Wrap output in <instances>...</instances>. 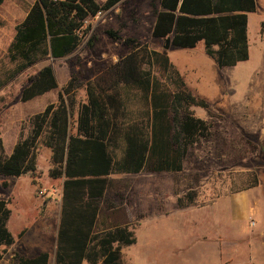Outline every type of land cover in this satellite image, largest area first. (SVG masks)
Returning <instances> with one entry per match:
<instances>
[{"label":"trees","instance_id":"obj_1","mask_svg":"<svg viewBox=\"0 0 264 264\" xmlns=\"http://www.w3.org/2000/svg\"><path fill=\"white\" fill-rule=\"evenodd\" d=\"M5 0H0L2 4ZM121 0H36L9 48L17 66L14 76L39 60L61 58L74 52L90 28L87 21ZM153 35L172 38V44L195 48L203 41L208 55L218 66L233 67L250 58L248 13L257 10L256 0H161ZM264 33V22L261 25ZM115 39L119 34L106 31ZM127 42L135 48L106 73L86 84L88 101L79 105L77 130H72L76 91L84 86L73 75L63 87L58 102L30 118V130L6 154L0 139V175L36 177L38 149L53 151L50 176L63 179L61 217L54 264H125L124 249L138 241L137 227L119 225L95 231L101 204L113 173L181 171L190 146L209 137L211 123L190 110L208 109L210 102L193 93L166 50H149L137 39ZM218 46V48H216ZM149 65V69L144 67ZM156 66L159 75L153 74ZM133 86L149 101L143 117L131 120L120 87ZM3 86L0 80V89ZM59 87L53 65L44 66L22 92L29 101ZM191 198V193L187 194ZM51 198L44 197L40 213L46 215ZM188 202L179 199V205ZM12 210L0 199V263L16 238L9 229ZM53 254L34 256L15 253L9 264H52Z\"/></svg>","mask_w":264,"mask_h":264},{"label":"rangeland","instance_id":"obj_2","mask_svg":"<svg viewBox=\"0 0 264 264\" xmlns=\"http://www.w3.org/2000/svg\"><path fill=\"white\" fill-rule=\"evenodd\" d=\"M35 1L5 0L0 4V80L3 83L0 89V139L3 140L6 154L12 152L23 134H28L31 116L45 109L49 103L57 102L62 88L73 75L84 83L76 93L77 103L85 102L86 84L106 73L135 48L134 43L126 41L127 38L137 35L139 44H147L149 50H166L169 57H181L184 73L181 74L185 81H189V88L196 95L206 98L212 106L213 115L206 108L190 107L195 115L211 123L210 136L190 146L181 171L116 173V188L108 190L100 212L103 216L129 210L133 219L131 225L137 227L138 241L124 250L125 264H199L204 246L200 237L205 230L203 226L190 224L197 214L194 212H206L207 205L219 197L264 199V33L261 31L264 0H257L258 10L249 19L250 58L234 67H219L206 53L204 42L193 49L177 47L172 43L169 49H165L167 39L152 36L151 20L154 10L157 13L161 8L160 0H128L91 16L87 21L90 28L88 35L70 55L41 59L14 76L17 63L11 61L9 48L17 26L25 19ZM97 1L103 4L106 0ZM108 29L117 30L121 38L112 37L106 32ZM49 64L55 68L59 87L24 102V88ZM191 66L196 70L192 71ZM200 66L216 73L222 82L218 88L196 82L194 76ZM144 67L149 69L148 64ZM153 74H160L156 66ZM120 90L131 112L130 119L143 117L149 101L133 86L122 85ZM77 112L78 105L72 118L74 130ZM44 150L38 157L39 174L36 178L0 175V199L12 202L19 195V188L23 195L27 194L26 198L28 195L38 198L34 199V202L37 201L34 204L36 209L30 203L24 220L15 216L9 221L16 242L6 249L4 261L0 264L11 261L14 252L33 255L41 245L54 253L55 236L52 237L49 231L43 237L40 232L44 225L55 230L60 223L64 180L50 176L51 157L49 151ZM146 183L155 187L144 188ZM55 189L58 191L55 192ZM188 193H191V198ZM44 197L53 199L49 211L55 215L53 220H46V215L40 213ZM180 198L186 202L191 199L197 209L178 211L183 208L179 205ZM211 208L214 209L213 206ZM241 213L242 220L237 217L236 230H241L243 220H250L245 208ZM186 224L187 227H184ZM186 241L190 245L184 247ZM4 250V246L0 247V252Z\"/></svg>","mask_w":264,"mask_h":264},{"label":"crops","instance_id":"obj_3","mask_svg":"<svg viewBox=\"0 0 264 264\" xmlns=\"http://www.w3.org/2000/svg\"><path fill=\"white\" fill-rule=\"evenodd\" d=\"M122 1H128V0H121L120 2H122ZM256 2H257V0H256ZM119 3H117L115 6H117ZM160 5H161V0H160ZM114 7H112V8H114ZM160 7L161 8L157 11V13H156V10H154V15H153V18L151 20L153 22L152 36L154 38H156L153 35V31H154V28L156 25L157 15H158L159 11L163 10L162 5ZM257 10H258V3H257ZM257 10L255 12H257ZM149 12H150V9H149ZM255 12H249L248 13V26H249L250 16L252 13H255ZM152 22H151V24H152ZM114 31H116L118 33L117 30H114ZM125 34L129 35L128 32H126ZM248 36H249V34H248ZM129 38L137 39L139 42V38L137 35H135V37H129ZM170 39H171V43H172V38L170 37ZM201 42H203V41H201ZM186 49H193V48H186ZM205 51H206V49H205ZM170 58H171L172 62L178 67L180 72L182 74H184L183 70H182V68H183L182 67V60L183 59L181 57H177L176 55L173 56V58L172 57H170ZM211 58L214 59L213 57H211ZM194 62H196V61H194ZM206 62H207V60H206ZM191 67H192V71L196 70V68H194V66H191ZM194 77H195L196 82H201V84H203V85L212 84L214 87L218 88L220 86V84L222 83L218 79V77L214 71L209 72V71H207L206 68H203L201 66L198 68L197 73L195 74ZM186 82H187V84L189 83V81H186ZM80 88H82V87H80ZM85 89L87 92L86 86H85ZM62 91H63V88H62ZM77 91H76V93H77ZM45 94H43V95H45ZM43 95H40V96H43ZM37 97H39V96H37ZM37 97H35V98H37ZM35 98H33V99H35ZM75 98H76V95H75ZM33 99H31V100H33ZM87 101H88V92H87V100L85 102H87ZM24 102H27V101H24ZM76 102H77V99H76ZM85 102H82V103H85ZM80 104L81 103L76 104V106L78 105V111H79V105ZM74 111H75V109H74ZM74 111H73V115H74ZM73 115H72V118H73ZM72 118H71V120H72ZM77 119H78V112H77ZM72 130L74 132L77 130V120H76L75 130L73 129V127H72ZM44 149H47L49 151V154L51 157V163H52L53 151L50 147L41 145L38 149V157L42 155L41 152L45 151ZM52 166H53V163H52ZM52 166H51V168H52ZM49 174H50V170H49ZM122 174H138V173H122ZM36 177H31V178L33 179ZM115 177H116V173H113L110 175V178L113 181L110 184L109 189L116 188V185H115L116 181H114L116 179ZM118 186L121 187V185H119V184H118ZM154 187H155L154 184H147V183L144 184V188H149V189L152 188L153 189ZM19 191H20L19 195L18 196L16 195L12 199V202L9 201V207L12 210L11 218L9 221H11V219H13V217H15V216L19 219L24 220L23 218L25 217L26 213L28 212V206L30 205V203H33V206H34L33 209H36L35 205H36L37 201L35 200V202H34V199H38V198H36V197L32 198V196H30V195H28L26 198L27 194L23 195L21 192V188H19ZM221 198L222 197H219L218 199H216L215 201L210 203L211 205L208 204L207 205L208 208H206V210H207L206 212H203V213L199 212L198 213L199 210L194 212V213H197L196 215L193 216V217H195V219H191L190 224H194V226H199V225L203 226L204 230H205L203 232L202 236L200 237V239H202V244L204 246L202 247L201 260H200L199 264H264V199L252 198V197H250L249 199H246V198L242 199V198H238L235 196H227L224 199L223 198L221 199ZM52 204H53V199L49 200V205H48V208L46 210V217H45L46 220L55 219V215H53L49 212ZM40 205H42V203ZM210 206L211 207L213 206L214 209H212ZM14 207H15V209H14ZM180 207H182V206H180ZM195 207H196V204L192 202L188 205L183 206V208H179L178 211H187L188 209H194ZM244 208H245V211L249 212L250 220L254 219L256 224L254 226H252L250 220L249 221L243 220L241 230H236L235 229V223L238 219L237 217H239V219L241 218V215H242L241 210H244ZM195 209H197V208H195ZM128 211L129 210L125 209L122 212H119V214H116L117 216L115 214H112V213L104 214L102 216L101 212H100V214L98 215L97 221H96L95 231L101 232L103 230H107V229L113 228L115 226L131 224L133 222V219L131 218V215ZM194 213H192V214H194ZM162 218H164V217H162ZM240 220H242V219H240ZM184 227H187V224L184 225ZM9 229H10V226H9ZM49 231H50L51 236L52 237L55 236V239H56L55 240V247H54V251H53L54 252L53 253V264H54V257H55V252H56V248H57V235H58V231H59V223H58V226L55 230L52 229L51 227H49V225L42 226L40 233L44 237V236L49 234ZM180 236H181V238H183L182 235H180ZM15 238H16V236H15ZM160 241L163 242L162 240H160ZM189 245H190V243H188L186 241V244L184 245V247H187ZM181 249H184V248H181ZM42 251H50L52 253V251L47 246L41 245L40 250L36 251L35 254H33V255L26 254V255L27 256H34V255H36ZM14 253L12 254V257L14 256ZM2 261H4V258L2 259ZM6 263L9 264L10 261H7ZM84 263H88V262H84Z\"/></svg>","mask_w":264,"mask_h":264},{"label":"water","instance_id":"obj_4","mask_svg":"<svg viewBox=\"0 0 264 264\" xmlns=\"http://www.w3.org/2000/svg\"><path fill=\"white\" fill-rule=\"evenodd\" d=\"M170 44H171V39L168 38L166 41V45L164 46L165 49H169L170 48Z\"/></svg>","mask_w":264,"mask_h":264},{"label":"built area","instance_id":"obj_5","mask_svg":"<svg viewBox=\"0 0 264 264\" xmlns=\"http://www.w3.org/2000/svg\"><path fill=\"white\" fill-rule=\"evenodd\" d=\"M102 12H103V11H101L100 13H102ZM100 13H98V14H100ZM54 191L57 192L58 190L55 189ZM255 224H256L255 220L252 219V220H251V225L254 226Z\"/></svg>","mask_w":264,"mask_h":264}]
</instances>
